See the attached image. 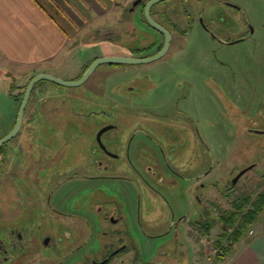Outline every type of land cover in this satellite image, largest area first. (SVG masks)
Returning <instances> with one entry per match:
<instances>
[{"label":"rangeland","instance_id":"374dc122","mask_svg":"<svg viewBox=\"0 0 264 264\" xmlns=\"http://www.w3.org/2000/svg\"><path fill=\"white\" fill-rule=\"evenodd\" d=\"M131 1L133 0L126 2L122 0L117 1L115 6L107 5L106 10L102 9L104 14L96 25L92 27L88 25L89 29L85 31L84 36H70V42L79 45L76 53L82 58L91 56L93 59L94 56L98 58L121 52L120 50H127L129 53L128 50L132 46L143 44L146 45V49L139 52L141 55L152 53L158 42L161 45L162 40L158 33L140 19L141 7H136L137 12L135 11L134 16L127 11ZM141 1L143 3L147 0ZM196 2L197 7L200 3L206 12L203 15L204 23L213 31L215 38L197 22L196 15V18L191 20V15L186 14L185 8L193 12L196 10ZM227 3H232L239 9L235 10L227 6ZM215 9H223L226 12L227 17H224L222 23L227 21V24L231 25L230 21L234 20L238 23V29L218 30L219 26L210 21L208 16V12ZM152 13L158 22L170 32L173 31L167 51L160 58L150 62L124 65L132 67L138 73H156L161 71L162 67H176L181 72V67L190 65L194 67L192 77L195 82L190 101L189 104L182 105L197 125V128H191L194 141V147L193 145L191 147L196 157L195 167L187 170L188 175L193 173L196 175L193 187L189 182L179 178H175L176 183L172 188H168L166 181L155 180L156 190L170 203V208L163 198L146 188L138 179V175L125 166L119 172L125 174L131 183L103 179L77 183L71 181L59 186L56 194L59 195L60 192L69 194V207L75 211L77 209L80 213L88 211L92 205L99 202L118 206V213L124 215L122 225L131 238L130 253L133 258L135 257L130 264H195L196 256L207 264L211 260H218L214 258L218 256L217 252H220V245L215 244L222 232L220 226H223L218 220L219 214L224 210H233V203L245 201V197H248L249 208V202L264 192V0H164L152 6ZM173 24H180L185 32L175 31L172 29ZM96 26H105L106 30L115 31L121 43H118V46H111L110 43L100 40L93 29ZM242 35L245 36L240 37ZM220 37L222 40H237L221 44L218 42ZM137 54L133 53V56H138ZM111 65L99 64L79 85L65 86L47 79L38 81L25 107L22 126L19 132L4 144L0 158L30 156L38 158L40 156L38 147L41 146L39 142L49 140L51 131L58 130L62 135L65 134L61 130L64 128H49L40 115L49 107L55 106L63 112L73 108L82 118L79 127L74 129L79 130L82 139V144L79 145L84 147L86 155L84 162L79 161L77 164L72 158L67 157L53 164L52 185L56 184L58 181L56 179L66 174L88 172L86 168H91L88 163L95 156L93 151L95 131L108 119L106 116L88 112L109 107L107 103L97 105L95 102L98 101V86L102 89L105 86L103 81ZM107 77L109 85L120 76ZM0 82L1 138L13 127V121L16 119L13 115L17 112L15 106L12 110L8 109L12 106V101L6 88H9L11 83L1 80ZM11 86L15 92H21V88L16 90V84L12 83ZM40 97L54 100L48 101L43 107L44 112L37 113L34 111V102ZM143 129L159 140L167 156L169 138L180 142L185 138L177 128H164V132L163 130L154 132L152 128ZM59 133L56 134L60 135ZM107 135L109 134L106 133L104 138H107ZM64 145L63 151L67 147V144ZM140 146L155 149L145 135L135 133L132 135L129 151L134 163L136 159L140 163L143 159L147 160V151L140 149ZM44 161L41 163L42 168H39V164L34 167L38 181L45 177ZM162 164V162L159 164L160 174L165 176L167 171ZM248 166L252 167L240 176L230 191L218 193L212 183H218L217 188H225ZM209 168L211 170L206 173ZM142 174L146 176L143 171ZM104 194L107 197H104ZM263 211L264 207L261 213ZM207 213L217 224H214L211 232L209 230L207 235H204L201 223L207 218ZM260 214L258 215L260 218L257 217L255 221L258 219L257 222L264 225V212L261 216ZM254 222L241 238L250 236L251 229L257 226ZM97 225L95 223L92 229L94 234L91 241L77 244L79 247L75 252L86 254L97 248L96 233L111 228L106 223L100 227ZM195 249H200V253L195 254Z\"/></svg>","mask_w":264,"mask_h":264},{"label":"flooded vegetation","instance_id":"af4514ba","mask_svg":"<svg viewBox=\"0 0 264 264\" xmlns=\"http://www.w3.org/2000/svg\"><path fill=\"white\" fill-rule=\"evenodd\" d=\"M135 1L136 3H134ZM141 2V0L131 1L127 11L134 16V13L137 12L136 7H141L140 19L152 28L143 14L146 1ZM197 4L198 2L195 3L196 10L194 9V12L185 8L186 14L191 15V20L197 17V22L204 29L209 30L211 36L215 38L213 31L204 23L203 15L206 12L200 3L198 7ZM226 5L235 10L239 9L232 3ZM196 12L197 14H195ZM150 13L153 17L152 7ZM208 16L210 21L219 26L218 30L229 29L233 31L238 29V23L234 20H229L231 25H228L227 21L222 23L224 17H227L223 9L211 10L208 12ZM159 23L161 24V22ZM172 26V29L177 32H185L180 24H173ZM94 32L100 40L110 43L111 46H118V43H121L118 40L119 35L115 31L100 28ZM156 32L162 43L160 45L158 42L152 53L140 55L139 52L146 49V45L141 44L132 46L128 50L129 53L127 50H120L121 52L111 53V55L143 58L156 53L162 48L164 41L163 35L158 31ZM172 32H170L171 39ZM236 40H222L220 37L218 42L224 44ZM133 53H138V56H133ZM96 58L97 56L84 65L77 78ZM109 64L112 65L108 74L105 75H118L120 77L108 85V77L106 76L103 81L105 86L103 83L101 84L104 86L103 89L98 86V101L95 104L107 103L109 107L92 109L88 112L108 118L95 131L93 149L95 156L88 163L91 166V168H86L88 172L66 174V176L56 179L58 181L54 186L52 185L51 170L53 164L63 158L65 160L66 157L72 158V161L77 164L84 160L86 151L82 145H79L82 144L79 130L74 129L80 125L79 121L82 119L80 114L73 108L69 111L66 110L67 113L59 111L55 106L49 107L44 112L43 107L47 105L48 101L54 100L47 97L35 99L34 111L37 113L44 112L40 116L45 119L48 127L64 128L61 130L65 134L62 135L58 130H56L58 132L51 131L49 140L39 142L41 146L38 147L40 154L38 158L32 156L0 158V264H130L135 259L130 253L132 252L129 246L131 238L122 225L124 215L118 213L119 207L99 202L92 205L84 213L78 212L76 208L75 211L68 205L69 194L65 192L56 194L59 186L71 181L77 183L103 179L131 183L125 174L119 172L122 167L127 166L134 174L138 175V179L146 188L163 198L168 206L170 203L161 192L156 190L155 180L166 181L168 188H172L176 183L175 178H179L183 179L184 182H189V185L193 187L196 175L195 173L188 175L187 170L195 167L196 157H194L191 147L192 145L194 147L191 128H197V125L182 105L185 106L190 101L194 87L193 82H195L194 77H192L194 67L191 65L181 67V72L176 67H162V70L156 73H138L132 67L124 65L129 63ZM206 80L208 79H205V83H207ZM52 104L50 103V105ZM104 127L108 128L103 129ZM143 128H152L154 132H161L164 128H177L185 138L182 142L169 138L167 142L169 156H167L159 140ZM106 133L109 135L104 138ZM135 133L145 135L155 148L139 147L147 151V160L144 161L143 159L142 163L138 159L134 163L129 155L132 135ZM61 136L62 138H60ZM4 144L0 146V154H2L1 149H4ZM64 144H67L65 151H63ZM42 160H45L43 162L46 166L43 169L45 177L38 181L34 167L39 164V168H42ZM143 162L145 163L143 164ZM160 162L163 163L162 165L167 171L165 176L160 174ZM210 170V168L207 169L206 173ZM142 171L146 176L142 174ZM239 178L234 183L232 179L231 184L225 188H217L218 183L216 182L212 184L215 185L218 193L222 194L223 192L226 193L225 191H230ZM109 196L111 197V194ZM104 197L107 195L104 194ZM200 204L202 206L201 200ZM89 212L91 214H88ZM181 219L183 220L184 217ZM95 223L99 227L106 223L111 228L102 229L96 233L97 248L95 250H90L86 254L75 252L79 247L77 244L83 243L82 241H91ZM69 228H71L70 231ZM72 245L77 246L72 248Z\"/></svg>","mask_w":264,"mask_h":264},{"label":"crops","instance_id":"0c3cea01","mask_svg":"<svg viewBox=\"0 0 264 264\" xmlns=\"http://www.w3.org/2000/svg\"><path fill=\"white\" fill-rule=\"evenodd\" d=\"M117 1L0 0V80L16 84L18 91L19 86L27 84L38 73H48L64 80L76 79L92 59L76 53L79 45L70 42V36H84L88 25L92 27L100 20L104 14L102 9L106 10L107 5L115 6ZM104 27L93 29H106ZM6 91L12 101L8 109L15 106L17 112L18 92L10 87ZM13 116L16 117V113ZM258 219L250 236L240 238L228 253L207 264H264V225L257 222ZM200 251L194 250L195 254ZM195 264L204 263L196 256Z\"/></svg>","mask_w":264,"mask_h":264},{"label":"water","instance_id":"95a60500","mask_svg":"<svg viewBox=\"0 0 264 264\" xmlns=\"http://www.w3.org/2000/svg\"><path fill=\"white\" fill-rule=\"evenodd\" d=\"M161 1H164V0H147L144 4V7H143V14H144V17H145L147 23L154 30L160 32L164 37L163 46L159 51H157L156 53H154L150 56L143 57V58H135V57H130V56H120V55H106V56L98 57V58L94 59L87 66V68L82 73V75L75 80H64L62 78L56 77V76L48 74V73H38V74L34 75L28 81V83L25 86V89H24V92H23V95H22V98H21V101L19 103V107L17 110L15 123H14L13 127L11 128V130L0 138V146L3 145L4 143H6L7 141H9L10 139H12L19 132V130L22 126V122H23L25 107L29 101L32 89L38 81H40L42 79H47V80L53 81V82L61 84V85L74 86V85H79V84L83 83L91 75V73L94 71V69L101 63H129V64L146 63V62L156 60V59L160 58L161 56H163L169 47V44L171 41V33L169 32V30L166 27H164L162 24L157 22L151 16V13H150L151 7L154 4L161 2ZM134 3H136V1ZM105 128H108V127H104L103 129H105ZM251 167L252 166H248V167L242 169L237 174V176L233 179V183L235 182V180L238 177H240L244 172H246Z\"/></svg>","mask_w":264,"mask_h":264},{"label":"trees","instance_id":"16d2710c","mask_svg":"<svg viewBox=\"0 0 264 264\" xmlns=\"http://www.w3.org/2000/svg\"><path fill=\"white\" fill-rule=\"evenodd\" d=\"M11 85H10V89L13 88V86ZM25 86L26 83L21 85V87H19L21 88L20 90L21 92H19L18 95H16L17 96L16 100L18 105L23 95ZM14 123H15V119L13 121V125ZM263 197H264V192L259 194L255 200L249 202L250 205L249 208L247 203L248 197L247 198L245 197V201H242L240 203H238L235 200L236 202L233 203V207H234L233 210L231 211L224 210L222 213L219 214L218 220L222 222L223 229L222 232L219 234V237L215 241L216 245H220V252H217L218 254V256L216 257L217 259L221 258L223 255H225L231 250V246L242 237L246 229L250 227V225L255 221V219L261 213V210L264 207ZM244 207H247V209H243ZM215 222L216 220L210 217V215L208 214L207 218L201 223L202 224L201 227H203L204 230V235H207L208 231L213 227Z\"/></svg>","mask_w":264,"mask_h":264},{"label":"built area","instance_id":"2783aa9c","mask_svg":"<svg viewBox=\"0 0 264 264\" xmlns=\"http://www.w3.org/2000/svg\"><path fill=\"white\" fill-rule=\"evenodd\" d=\"M216 252H217V249H216Z\"/></svg>","mask_w":264,"mask_h":264}]
</instances>
